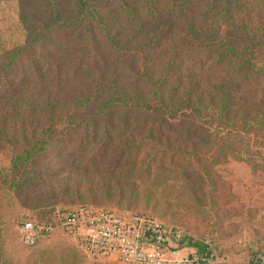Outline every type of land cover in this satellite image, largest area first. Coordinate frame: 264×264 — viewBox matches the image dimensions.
<instances>
[{
	"label": "trees",
	"instance_id": "obj_1",
	"mask_svg": "<svg viewBox=\"0 0 264 264\" xmlns=\"http://www.w3.org/2000/svg\"><path fill=\"white\" fill-rule=\"evenodd\" d=\"M15 2L21 32L9 35L16 23L0 21L8 26L0 31V143L10 142L19 152L8 168L0 160V210H10L9 203L23 194L54 196L37 192L42 178L52 181V173L35 166L41 153L71 136L101 143L107 153L99 164L117 173L103 177L98 160L94 166L73 161L75 189L94 183L93 170L98 183L112 187L104 193L122 184L169 187L170 177L181 174L187 182L200 179L216 206L217 200L226 205L233 198L216 166L240 161L264 171V0ZM47 50L59 53L58 84H48L47 94L35 89L40 81L25 90L14 72L17 64L26 54ZM37 67L39 80H51L53 65L47 74ZM54 208L28 209L18 228L25 222L48 224L75 210ZM233 210L225 208L222 217L228 219ZM7 222L0 218V240ZM163 223L181 232L172 237L178 247L205 257L213 249L223 259L233 254L222 232L208 237L209 245ZM256 233L246 252L249 264L264 253V233Z\"/></svg>",
	"mask_w": 264,
	"mask_h": 264
},
{
	"label": "rangeland",
	"instance_id": "obj_2",
	"mask_svg": "<svg viewBox=\"0 0 264 264\" xmlns=\"http://www.w3.org/2000/svg\"><path fill=\"white\" fill-rule=\"evenodd\" d=\"M6 1L7 4H5ZM17 5L18 2L16 3L15 0H0V21L12 20L11 22H15L17 25V21L20 19L15 13V8L18 10ZM7 27L6 23H1L0 31H8V29L6 30ZM20 32L21 28L19 25L12 30L9 29V35L13 37ZM61 39L64 40V38ZM48 53L49 55H47ZM57 54L59 53L56 51L47 50L46 54L44 52L42 55L40 52L38 54L31 52L22 58L14 72L23 80L25 90L29 88L32 91L33 85L38 84L34 83V81H40V84L35 89H40L47 94V91L52 88L51 86L47 87L48 84H58L61 66L59 65ZM41 56H44V58H41ZM38 63L46 74L53 65L51 71L53 77L51 80L38 79L40 76L37 67ZM67 89H72V86L68 85ZM53 92L55 91L53 90ZM61 96L63 95L61 94ZM71 137L64 144H53L48 151L41 153L35 166V168L40 167L39 172L52 173V181L42 178L37 192L48 193L53 191L54 196L47 199L40 194H23L24 198L20 201H16L14 204L12 202L9 203L7 208H10V210H0V218L8 221L7 226L5 224L1 225L6 230L4 239L0 240L3 252L0 257V264H110L107 261H93L87 257L59 228L57 223L58 214L54 218L49 219L50 223L48 224H52L54 230L47 238L38 240L35 247H33L34 245L30 246V248L25 246L21 242V237H19L18 230L20 227L18 228L17 223L19 220L27 218L25 215L29 212L28 209L46 205H54L56 210L60 208H75L76 210L80 207H92L121 214L153 216L160 221L162 220L167 224L180 228L185 234L194 236L199 242L209 245L211 241L210 239L208 240V237L211 238L214 235L217 238V236H221L219 234L222 232L221 240L224 241L225 247H232L231 251L233 254L227 255L223 259L222 254L213 249V253L209 256L211 264H249L246 252L249 251L250 242H253L252 236L257 235L256 232L258 231L264 233V206L257 205L256 202L258 203V201L255 198H250L248 202H243L236 195L234 192V174L236 172L232 165L234 163L241 164L252 175L250 182L245 183L242 180L238 182L241 188L263 189L264 171L254 172L247 163L240 161H229L216 166L214 170L217 175L228 185V189L232 191L233 198L228 197L226 205H223L224 201L217 200V205L213 206L214 198L207 193L203 182L194 177L187 182L186 179L182 178L181 174L178 176L174 175V178L170 177L172 180L169 181V187L150 188L137 184V188L132 189L130 186L125 187L122 184L123 187H118V189H114L110 193H104L112 187L107 183H98V173H102L103 177L117 174L113 171L104 170V164H99L100 159L103 157L102 153H107V150L102 149L101 143L92 145L80 139L72 140ZM17 152H19V149L10 142L2 141L0 143V160H5L2 164L6 168L9 167V158L11 159ZM97 160L98 173L95 170L92 171V173H96L93 177L94 183L75 189L77 178L72 176L74 170L70 168L75 167L73 161L83 166L87 163V165L94 166L92 162ZM183 184L187 186L184 187ZM91 187H93L92 190H90ZM193 190L197 194L193 193ZM149 191L153 193L149 195ZM107 195L110 199H107ZM27 196L28 199L26 200ZM194 196L197 197L195 198ZM225 208L230 210L234 208L228 219L222 217ZM36 221L39 222L40 219L37 218ZM218 222L222 223V229H218ZM234 225L236 227L231 230L229 226ZM228 237L229 240L226 239ZM197 256L205 257L203 254ZM228 256L235 260L228 259ZM262 258L264 259V253L258 261ZM258 261H256V264H258Z\"/></svg>",
	"mask_w": 264,
	"mask_h": 264
},
{
	"label": "built area",
	"instance_id": "obj_3",
	"mask_svg": "<svg viewBox=\"0 0 264 264\" xmlns=\"http://www.w3.org/2000/svg\"><path fill=\"white\" fill-rule=\"evenodd\" d=\"M57 223L65 235L93 261L116 260L120 264H211V258L172 254V237L181 232L157 218L121 214L115 211L80 207L58 215ZM52 224L25 222L19 228L21 241L33 246ZM258 264H264L262 258Z\"/></svg>",
	"mask_w": 264,
	"mask_h": 264
},
{
	"label": "crops",
	"instance_id": "obj_4",
	"mask_svg": "<svg viewBox=\"0 0 264 264\" xmlns=\"http://www.w3.org/2000/svg\"><path fill=\"white\" fill-rule=\"evenodd\" d=\"M232 167L235 169V174H234V180H235V188L234 192L238 197H240L243 202H248L250 198H255L258 203L256 204L259 206H264V188L263 189H249V188H241L239 186V181L242 180L245 183H248L251 181L252 175L244 168L243 165L241 164H236L234 163ZM237 181V183H236ZM170 251L172 254H176L179 257L186 258V257H191V256H197L200 254L197 250L193 248H183V247H178L177 244L172 243L170 247ZM110 264H120L116 260H110L107 261Z\"/></svg>",
	"mask_w": 264,
	"mask_h": 264
}]
</instances>
